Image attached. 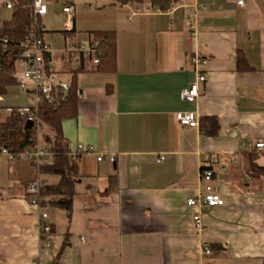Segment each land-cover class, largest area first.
I'll return each instance as SVG.
<instances>
[{"label": "crops", "instance_id": "obj_1", "mask_svg": "<svg viewBox=\"0 0 264 264\" xmlns=\"http://www.w3.org/2000/svg\"><path fill=\"white\" fill-rule=\"evenodd\" d=\"M6 2L0 0V25L12 15ZM66 3L76 8L71 37L116 33V69L65 74L79 97L63 134L71 152L79 144L94 148L79 158L71 214L29 199V182L55 184L58 176L42 174L32 160L0 157V264H207L205 244L213 264H264V186L246 174L250 150L242 145L264 139V0H185L170 13L148 1L48 0L40 23L52 45L53 32L63 34V47L70 40L63 33ZM184 4L204 7L194 33ZM193 53L207 59L206 80L189 103L181 91L197 77ZM239 53L253 69L238 68ZM16 76L19 83L0 96V122L29 104L23 76ZM180 111H194L199 122L216 116L218 134L181 124ZM210 157L216 162L209 183L225 203L190 206L208 184L201 168ZM42 212L52 227L48 237L39 235Z\"/></svg>", "mask_w": 264, "mask_h": 264}, {"label": "built area", "instance_id": "obj_2", "mask_svg": "<svg viewBox=\"0 0 264 264\" xmlns=\"http://www.w3.org/2000/svg\"><path fill=\"white\" fill-rule=\"evenodd\" d=\"M34 8L35 22H38L48 13V0H31ZM185 0H175L165 10L156 8L157 11L172 12L176 7ZM239 6H244L246 0H236ZM14 5L12 0H7V8H12ZM188 11L189 28L194 33L196 31V14L203 9L200 5H182ZM75 4L66 3L63 11L65 14V30L72 32L74 30ZM145 11H150L146 7ZM192 33V34H193ZM69 42L61 49H55L51 44L40 35L32 32L24 41H21L17 48V62L23 66L21 72L23 81L20 82L22 89L29 95V104L19 108L21 114H27V121L33 123V127L39 128V108L44 102L53 103L56 105L66 101L71 88V82L65 79V74L76 70L95 71L100 64L101 51L99 41L93 34L89 35V39L81 40L69 37ZM7 39H5L6 46ZM189 62L194 67L197 77L187 88L181 91V98L189 103L197 102L200 91L199 84L206 80L201 67L207 63V59L199 53H193L189 56ZM176 118L181 124H186L191 127H199V119L194 111H180L176 113ZM243 146H247L250 151L264 152V139L253 142H243ZM94 148L83 144L78 145V152H71V156L78 158L83 153H92ZM7 156L10 159L16 160H32L38 167L46 159L53 157L52 152L48 147L42 146L39 142L35 145H24L17 152L10 151L5 146H0V157ZM103 156H97V160L101 161ZM111 162L115 161V157L109 158ZM164 156L159 157V161H163ZM216 162L215 157H210L204 162L201 168V177L208 182L205 189L198 197L190 198L187 203L190 206L203 205L205 207L221 206L225 203L218 189L210 184L214 169L213 164ZM41 181L36 180L29 182L27 185V193L31 196V201L40 204L39 191ZM42 206V205H41ZM197 228H202L200 216L195 215ZM39 235L48 237L52 231L51 224L48 221V214L42 212L37 223ZM50 244V241H48ZM202 253L207 258V264H213L211 261L212 248L207 244L203 245Z\"/></svg>", "mask_w": 264, "mask_h": 264}, {"label": "trees", "instance_id": "obj_3", "mask_svg": "<svg viewBox=\"0 0 264 264\" xmlns=\"http://www.w3.org/2000/svg\"><path fill=\"white\" fill-rule=\"evenodd\" d=\"M14 5L12 15L0 25V96L7 94L10 86L19 83L16 76L17 48L21 41L32 32L43 36L44 30L40 23L35 22L34 8L31 0H12ZM126 2L129 0H119ZM148 1L154 7L161 10L167 9L175 0H137ZM64 34L73 36L74 30ZM92 34L99 41L101 51L100 64L97 71L112 72L116 69L117 41L116 33L109 30H96ZM5 39H7L5 46ZM238 68L242 70L253 69L247 62L243 53L237 57ZM85 70H76V73ZM76 75V74H74ZM75 77V76H74ZM79 89L76 87L75 79L66 101L59 105L44 102L39 108L40 125L26 128L27 114H21L18 108L13 109L11 115L0 122V146L7 147L12 152H17L24 145H35L38 143V133L41 134L40 144L48 147L53 154L52 162L40 164V172L44 175H56L59 181L55 184L41 182L39 201L42 206L52 205L71 214L73 201L76 195L75 186L81 178L79 172V158L71 156V148L62 131V121L77 116V101ZM202 132L207 136H215L219 132V122L216 116H205L199 122ZM264 156V152L252 150L247 153L246 174L255 180H261L264 186V163L258 160ZM214 175V174H213ZM31 200V196L29 195Z\"/></svg>", "mask_w": 264, "mask_h": 264}, {"label": "rangeland", "instance_id": "obj_4", "mask_svg": "<svg viewBox=\"0 0 264 264\" xmlns=\"http://www.w3.org/2000/svg\"><path fill=\"white\" fill-rule=\"evenodd\" d=\"M49 34H51V32ZM51 36H52V42H53V45L51 44V46L55 49L63 48V45H62L63 34H61V32H53V34ZM23 69H24L23 66L19 62H16V72L21 73L23 71ZM65 79L69 81L70 77L68 75H65ZM261 163H264L263 158L261 160Z\"/></svg>", "mask_w": 264, "mask_h": 264}, {"label": "water", "instance_id": "obj_5", "mask_svg": "<svg viewBox=\"0 0 264 264\" xmlns=\"http://www.w3.org/2000/svg\"><path fill=\"white\" fill-rule=\"evenodd\" d=\"M31 127H33V123L31 121H28L26 123V128H31Z\"/></svg>", "mask_w": 264, "mask_h": 264}]
</instances>
